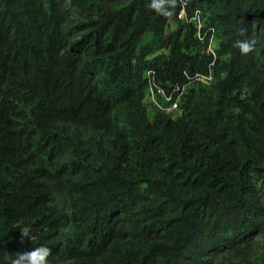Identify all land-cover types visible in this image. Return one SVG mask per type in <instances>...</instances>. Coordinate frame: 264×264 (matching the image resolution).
I'll return each mask as SVG.
<instances>
[{
	"label": "trees",
	"instance_id": "obj_1",
	"mask_svg": "<svg viewBox=\"0 0 264 264\" xmlns=\"http://www.w3.org/2000/svg\"><path fill=\"white\" fill-rule=\"evenodd\" d=\"M148 3L0 0V264H264V0Z\"/></svg>",
	"mask_w": 264,
	"mask_h": 264
},
{
	"label": "clouds",
	"instance_id": "obj_2",
	"mask_svg": "<svg viewBox=\"0 0 264 264\" xmlns=\"http://www.w3.org/2000/svg\"><path fill=\"white\" fill-rule=\"evenodd\" d=\"M179 0H150L147 7L150 10H154L157 14L165 17L172 15V9H174ZM247 32L246 28L240 29V35L244 36ZM255 41L250 39H243L235 41L233 47L238 48L242 55H248L253 51ZM32 238V229L30 225H25L20 229L21 243L25 239ZM52 254V251L47 246L41 245L38 248H33L24 252L17 253L16 258L12 264H48V257Z\"/></svg>",
	"mask_w": 264,
	"mask_h": 264
},
{
	"label": "built area",
	"instance_id": "obj_3",
	"mask_svg": "<svg viewBox=\"0 0 264 264\" xmlns=\"http://www.w3.org/2000/svg\"><path fill=\"white\" fill-rule=\"evenodd\" d=\"M198 28H201V23H198ZM196 82H200L202 84L210 85L214 82V77L212 74L208 75H196ZM191 85L183 87L181 90L178 88H174L170 94H167L164 90L158 89L157 92H153L154 100L156 104L163 101L165 104L162 109L165 110L166 114L170 115L173 119L177 118L180 115V104L182 103V98L184 94L188 92V89Z\"/></svg>",
	"mask_w": 264,
	"mask_h": 264
},
{
	"label": "rangeland",
	"instance_id": "obj_4",
	"mask_svg": "<svg viewBox=\"0 0 264 264\" xmlns=\"http://www.w3.org/2000/svg\"><path fill=\"white\" fill-rule=\"evenodd\" d=\"M173 28H175V27L173 26ZM217 46H218V43H215L213 45V49H215V47L217 48ZM146 104H147V107L149 110V116L151 117L158 110H162L165 103L163 101H161L158 104H156V101L154 100L153 92L150 91L146 97Z\"/></svg>",
	"mask_w": 264,
	"mask_h": 264
}]
</instances>
